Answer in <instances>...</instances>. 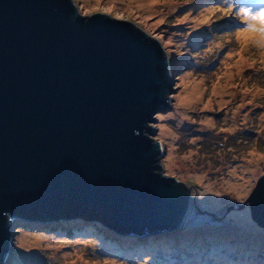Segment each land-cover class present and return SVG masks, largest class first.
Segmentation results:
<instances>
[{
	"label": "water",
	"instance_id": "1",
	"mask_svg": "<svg viewBox=\"0 0 264 264\" xmlns=\"http://www.w3.org/2000/svg\"><path fill=\"white\" fill-rule=\"evenodd\" d=\"M141 24L75 0H0V264L17 219L180 227L192 188L160 171L150 122L175 83ZM264 228V175L247 200Z\"/></svg>",
	"mask_w": 264,
	"mask_h": 264
},
{
	"label": "rangeland",
	"instance_id": "2",
	"mask_svg": "<svg viewBox=\"0 0 264 264\" xmlns=\"http://www.w3.org/2000/svg\"><path fill=\"white\" fill-rule=\"evenodd\" d=\"M75 2L81 13L141 24L161 40L176 82L150 122L162 149L160 171L192 188L194 208L206 219L141 236L165 237L181 249L125 256L97 229L73 234L67 223L10 222L3 264H264V228L247 202L264 175V43L258 32L242 37L244 13L264 6L259 0Z\"/></svg>",
	"mask_w": 264,
	"mask_h": 264
},
{
	"label": "trees",
	"instance_id": "3",
	"mask_svg": "<svg viewBox=\"0 0 264 264\" xmlns=\"http://www.w3.org/2000/svg\"><path fill=\"white\" fill-rule=\"evenodd\" d=\"M17 222L20 225H24L26 223L23 219H17ZM40 222V221H39ZM48 225H59L62 223H67L68 226L71 228L72 233L74 234L79 232L80 234L93 232V229H97V231L104 236L105 239H107L108 242L113 244L115 248L118 249V252L120 254H123L125 252H137L139 250H147L149 252H154L156 254H159L161 251H165L166 249L170 248L171 250H177L178 248H182V243H178L176 245H168V243L165 241V237H141V236H135V235H129V234H122L114 229L103 225L99 221H90L82 218L77 219H71V220H63L62 221H56V222H41ZM88 230V231H87ZM90 230V231H89ZM125 235V236H123ZM154 236V235H153ZM193 243L192 241H189L187 245H190ZM164 249V250H163ZM177 252V251H176ZM174 256H180V254L174 253ZM125 256V254H123ZM236 264H243L237 262Z\"/></svg>",
	"mask_w": 264,
	"mask_h": 264
},
{
	"label": "bare ground",
	"instance_id": "4",
	"mask_svg": "<svg viewBox=\"0 0 264 264\" xmlns=\"http://www.w3.org/2000/svg\"><path fill=\"white\" fill-rule=\"evenodd\" d=\"M152 2H154L155 0H151ZM257 5L264 6V0H260V2L257 3ZM261 10V9H260ZM264 10V9H263ZM259 11V10H258ZM155 11H152V13H154ZM256 24V23H255ZM258 27L260 26L259 21L258 24H256ZM258 32V31H257ZM254 32V33H257ZM251 33V31H249V28H247L246 30L242 31V37H247L249 36ZM259 33V32H258ZM236 119L234 118L233 123L236 124ZM195 206V197L191 194L189 196V200H188V206H187V213L185 216V220L184 221H199V220H205L206 218H204L202 216V214H200L199 210L194 208Z\"/></svg>",
	"mask_w": 264,
	"mask_h": 264
},
{
	"label": "snow or ice",
	"instance_id": "5",
	"mask_svg": "<svg viewBox=\"0 0 264 264\" xmlns=\"http://www.w3.org/2000/svg\"><path fill=\"white\" fill-rule=\"evenodd\" d=\"M248 19L245 21L248 24L249 31L259 32L261 37V42L264 43V10L259 13L252 14L250 12L244 13ZM254 21H259L260 26L258 27Z\"/></svg>",
	"mask_w": 264,
	"mask_h": 264
},
{
	"label": "clouds",
	"instance_id": "6",
	"mask_svg": "<svg viewBox=\"0 0 264 264\" xmlns=\"http://www.w3.org/2000/svg\"><path fill=\"white\" fill-rule=\"evenodd\" d=\"M71 220V219H70ZM17 221V220H16ZM61 221H63V220H61ZM42 222H44V221H42ZM56 222V221H55ZM135 236H137V235H135ZM9 248V247H8ZM5 256H4V260L1 262V264H3L4 262H5V260H6V258L8 257L7 255H9L8 254V249H7V252L4 254Z\"/></svg>",
	"mask_w": 264,
	"mask_h": 264
}]
</instances>
